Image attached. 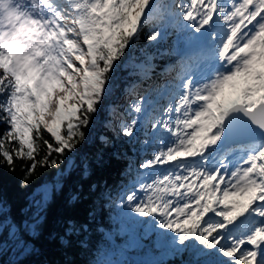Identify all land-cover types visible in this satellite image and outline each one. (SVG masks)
<instances>
[{
  "label": "snow or ice",
  "instance_id": "obj_1",
  "mask_svg": "<svg viewBox=\"0 0 264 264\" xmlns=\"http://www.w3.org/2000/svg\"><path fill=\"white\" fill-rule=\"evenodd\" d=\"M153 20L149 42L174 27L200 55L180 61L177 90L153 107L155 148L128 207L174 233L189 264H264V0H0V167L28 161L27 179L74 150ZM142 100L130 105L137 116ZM137 123L121 121L122 133Z\"/></svg>",
  "mask_w": 264,
  "mask_h": 264
},
{
  "label": "trees",
  "instance_id": "obj_2",
  "mask_svg": "<svg viewBox=\"0 0 264 264\" xmlns=\"http://www.w3.org/2000/svg\"><path fill=\"white\" fill-rule=\"evenodd\" d=\"M160 26L156 20L145 24L122 57L113 73L111 94L81 129L84 139L74 150L53 153L49 163L38 165L27 179L22 169L28 161L17 160L14 171L6 164L0 167V264H189L192 260V250L171 239L174 233L159 228L151 217L134 213L126 200L147 179L148 170L140 164L155 148L156 132L146 128L155 114L153 107L167 104L180 61L200 55L187 49L183 34L174 27L158 43L149 42L148 36ZM133 85L135 94L129 95L127 89ZM141 98L145 112L137 116L130 105ZM113 119L120 124H111ZM134 119L138 121L134 134L125 136L121 121ZM3 128L0 125V133ZM44 139L52 142L50 134ZM40 144L37 160L47 151ZM51 160L58 163L52 166ZM37 204L43 211L33 223ZM66 222L77 226L75 233H65Z\"/></svg>",
  "mask_w": 264,
  "mask_h": 264
},
{
  "label": "rangeland",
  "instance_id": "obj_3",
  "mask_svg": "<svg viewBox=\"0 0 264 264\" xmlns=\"http://www.w3.org/2000/svg\"><path fill=\"white\" fill-rule=\"evenodd\" d=\"M168 3H171L172 2V0H166ZM177 3H179V1H176ZM176 11H179V9H176ZM184 23H187V22H184ZM187 46V49L188 48H192L193 50H197L198 52H199V54H200V50L198 49V48H196V47H194V46H191V45H189V44H187L186 45ZM180 84V81H179V79L178 78H176V79H174V84H171L170 86H169V89H170V93H173L174 91H176L177 90V88H178V85ZM111 124H114V125H118V124H120V120L119 119H113L112 120V122H111ZM146 128H151L152 130H154L152 127H151V124L150 123H147V125H146ZM147 130V129H146ZM233 147H239V145H233Z\"/></svg>",
  "mask_w": 264,
  "mask_h": 264
},
{
  "label": "bare ground",
  "instance_id": "obj_4",
  "mask_svg": "<svg viewBox=\"0 0 264 264\" xmlns=\"http://www.w3.org/2000/svg\"><path fill=\"white\" fill-rule=\"evenodd\" d=\"M188 49H190V48H188ZM179 70H180V69H179ZM179 70H178V71H176V75L178 74Z\"/></svg>",
  "mask_w": 264,
  "mask_h": 264
}]
</instances>
